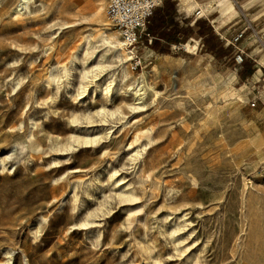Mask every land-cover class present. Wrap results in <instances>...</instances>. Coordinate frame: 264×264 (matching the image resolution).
<instances>
[{
    "label": "rangeland",
    "instance_id": "374dc122",
    "mask_svg": "<svg viewBox=\"0 0 264 264\" xmlns=\"http://www.w3.org/2000/svg\"><path fill=\"white\" fill-rule=\"evenodd\" d=\"M17 2L0 0V264L7 252L11 264H264L262 42H246L242 64L233 49L217 57L191 23L195 1L164 0L183 46L146 30L142 67L120 49L129 76L116 93L119 62L98 35L121 38L104 0ZM142 73L150 89L133 110L125 86Z\"/></svg>",
    "mask_w": 264,
    "mask_h": 264
},
{
    "label": "crops",
    "instance_id": "0c3cea01",
    "mask_svg": "<svg viewBox=\"0 0 264 264\" xmlns=\"http://www.w3.org/2000/svg\"><path fill=\"white\" fill-rule=\"evenodd\" d=\"M194 1L197 9L191 23L194 24L200 18L201 12L206 13L215 36L225 47L230 46L231 52L233 49L234 57L239 49L246 54L245 48L249 46L246 47L245 44L251 40H253L251 46L259 40L264 47V0ZM182 26V22L176 21V15H173L172 23L158 28L157 33H152L151 37L156 41H164L172 47L182 45L180 41L185 36L184 31L187 30ZM162 30H166L172 36L168 39L160 38L159 32Z\"/></svg>",
    "mask_w": 264,
    "mask_h": 264
},
{
    "label": "bare ground",
    "instance_id": "6f19581e",
    "mask_svg": "<svg viewBox=\"0 0 264 264\" xmlns=\"http://www.w3.org/2000/svg\"><path fill=\"white\" fill-rule=\"evenodd\" d=\"M30 1L31 0H18V2H17V4H16V6H15V10H16V12H20V11H22L23 9H27L28 7H29V3H30ZM232 7V6H231ZM226 9V8H225ZM228 10H229V8H228ZM101 31V30H100ZM107 32V31H106ZM117 36V35H116ZM95 37H97V36H95ZM98 39H100L99 41L100 42H98V45H99V43H101L100 45H99V47L101 46V47H103V49H102V51L106 54V52H108V51H110V50H112L113 51V56L114 57H116L117 58V60L118 61H116V62H119V68H120V71H121V73H119L120 74V83H119V85H118V87L116 88V93L117 92H119V91H121L122 89H123V87L121 86L122 85V83H124V81L126 80V79H128V76H129V73H128V71L126 70V67H125V60H124V62H123V60L122 59H125V58H121V56H120V49H122V43H121V41H119V40H116L115 38H113L112 36H110V35H108V34H105V32H100L99 33V35H98ZM94 40H97L96 38L94 39ZM89 44V43H88ZM96 44H97V42H96ZM96 44H94V45H96ZM185 45V44H184ZM97 46V45H96ZM183 46V45H182ZM84 47H86V46H84ZM97 48V47H96ZM95 48V49H96ZM185 48H187V46L185 47ZM83 49V48H82ZM82 49H80V50H82ZM91 48L89 47V50H90ZM94 49V48H93ZM94 49V50H95ZM97 49H99V48H97ZM78 51H79V49H78ZM124 53H125V51L124 50H122ZM185 51H186V49H185ZM192 51V50H191ZM86 52V51H85ZM76 53V52H75ZM74 53V54H75ZM89 53V52H88ZM86 54V53H85ZM103 54V53H102ZM101 54V55H102ZM122 54V53H121ZM76 55V54H75ZM84 55V54H83ZM123 55V54H122ZM77 56H78V54H77ZM86 56V55H85ZM100 56V55H99ZM124 57H126V56H124ZM128 57V56H127ZM74 58V56L72 57V59ZM116 58H113L112 57V59H116ZM75 59V58H74ZM77 60V59H76ZM102 60V59H101ZM129 60V58L128 59H126V61H128ZM70 62V61H69ZM74 62H76V61H74ZM73 62V63H74ZM70 63H72V62H70ZM98 63V62H97ZM68 64V63H67ZM69 65V64H68ZM92 66V65H91ZM103 67V65H100V64H96L95 63V65L93 66V71H92V75H91V77H92V79L93 78H96V77H98V76H100L99 74L102 72V68ZM116 67H117V65H116ZM69 68L66 66V65H62V70L64 71V72H68L69 70H68ZM89 69V68H88ZM90 69H91V67H90ZM58 70H60V67L58 68V67H53V70L51 71V76L52 77H55V76H57V74L59 73L58 72ZM87 70V69H86ZM85 69H83V73L85 72V76L87 77H89V75L90 74H88L89 73V71H86ZM104 70V69H103ZM116 70H118V68H116ZM115 70V71H116ZM61 72V71H60ZM114 74H115V72H114ZM58 75H60V74H58ZM64 75H66V78H69V74L67 73V74H64ZM84 75V74H83ZM131 75V74H130ZM84 76V77H85ZM113 74H111L108 78H107V80H106V84L104 83H102V85H105V87H104V90L106 91V93H108L109 91H110V89H111V83H112V81H113ZM54 80V79H53ZM69 80V79H68ZM105 80V79H104ZM132 84H134V86L132 87V85H127V86H125V88H128L129 90H131V91H133V95H134V100H135V102H136V104H137V106H133L132 107V109L133 110H135V109H138V108H140L142 105L141 104H143V101H144V98H145V95H146V93H147V91L150 89V86L148 85V83H147V77H146V74L145 73H142V74H140L139 76H138V78L135 80V81H133L132 82ZM94 86H95V88H97L98 86H100L99 84H97V83H95L94 84ZM102 87V86H101ZM85 90V89H84ZM83 93V92H82ZM116 111H111V113H110V115H113L114 113H115ZM99 114H101V115H103V121H107V119H106V117H107V113L109 114V112H107L106 111V109H104V108H102V109H100L99 110V112H98ZM85 129H88V127L86 128L85 127ZM78 141V143L80 144V143H91V142H93V141H95V139H89V138H87V139H84V140H81V141H79V140H77ZM73 145H70V147H72ZM66 149V148H65ZM115 176V173H113L112 175H111V178H113ZM124 179L123 178H115L114 179V181H112L113 182V184H119L120 186H119V199H120V201L121 202H130V201H132L133 200V197H134V195H133V193H132V191L131 190H127L125 187H129V183H121L122 181H123ZM180 229L178 228V227H175V228H170V236L175 240V242H177L178 244L181 242L180 240H181V235H180ZM5 252H6V250H5ZM7 254V260H5V262H2L1 264H11V262H12V258H11V255L7 252V253H5V255ZM185 260L189 263V264H192V258L191 257H189V256H186L185 257ZM27 264H28V262H26Z\"/></svg>",
    "mask_w": 264,
    "mask_h": 264
},
{
    "label": "built area",
    "instance_id": "2783aa9c",
    "mask_svg": "<svg viewBox=\"0 0 264 264\" xmlns=\"http://www.w3.org/2000/svg\"><path fill=\"white\" fill-rule=\"evenodd\" d=\"M106 2V13L109 23L118 32L122 50L129 58L133 69L143 66L138 50L143 43L144 35L151 18L156 10L162 6L164 0H104ZM149 38V43L152 42ZM129 54V55H128ZM245 53L238 50L234 60L237 64L244 62ZM252 105H255L253 102Z\"/></svg>",
    "mask_w": 264,
    "mask_h": 264
},
{
    "label": "trees",
    "instance_id": "16d2710c",
    "mask_svg": "<svg viewBox=\"0 0 264 264\" xmlns=\"http://www.w3.org/2000/svg\"><path fill=\"white\" fill-rule=\"evenodd\" d=\"M175 14L173 6H165L162 9H157L153 17L151 18V22L147 27L149 33H157L158 28L163 27L164 25H169L173 21V15ZM206 29H203V25ZM196 26L199 28L198 35L199 37L207 36L205 39V45L209 49V51L217 57L225 54L228 55L231 52L230 47H224V44L215 36L214 31L210 25H207L201 20L196 21ZM207 30V32H205ZM170 34L167 33L166 30H162L159 32L160 38H170ZM158 42H154L153 47L156 48ZM253 73L252 70H249L248 73L243 74L242 77L249 76Z\"/></svg>",
    "mask_w": 264,
    "mask_h": 264
}]
</instances>
